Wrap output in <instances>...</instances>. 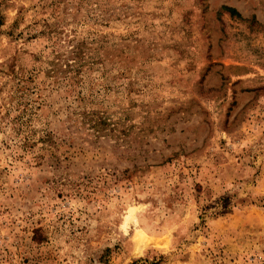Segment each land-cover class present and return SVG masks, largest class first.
Returning a JSON list of instances; mask_svg holds the SVG:
<instances>
[{"label": "rangeland", "instance_id": "1", "mask_svg": "<svg viewBox=\"0 0 264 264\" xmlns=\"http://www.w3.org/2000/svg\"><path fill=\"white\" fill-rule=\"evenodd\" d=\"M0 264H264V0H0Z\"/></svg>", "mask_w": 264, "mask_h": 264}, {"label": "trees", "instance_id": "2", "mask_svg": "<svg viewBox=\"0 0 264 264\" xmlns=\"http://www.w3.org/2000/svg\"><path fill=\"white\" fill-rule=\"evenodd\" d=\"M223 9L225 11H227L231 16H236V17H240L239 13L237 12V10L233 7L230 6H223Z\"/></svg>", "mask_w": 264, "mask_h": 264}, {"label": "bare ground", "instance_id": "3", "mask_svg": "<svg viewBox=\"0 0 264 264\" xmlns=\"http://www.w3.org/2000/svg\"><path fill=\"white\" fill-rule=\"evenodd\" d=\"M141 241V238L138 239V242Z\"/></svg>", "mask_w": 264, "mask_h": 264}]
</instances>
